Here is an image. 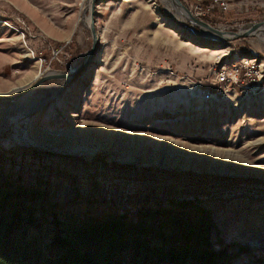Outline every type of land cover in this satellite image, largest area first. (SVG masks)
<instances>
[{
    "label": "rangeland",
    "instance_id": "obj_1",
    "mask_svg": "<svg viewBox=\"0 0 264 264\" xmlns=\"http://www.w3.org/2000/svg\"><path fill=\"white\" fill-rule=\"evenodd\" d=\"M88 1L0 0V96L20 95L0 100V163L121 211L198 198L236 264H264V32L214 39L171 0H93L99 41L68 78ZM181 1L225 31L264 21V0Z\"/></svg>",
    "mask_w": 264,
    "mask_h": 264
},
{
    "label": "trees",
    "instance_id": "obj_2",
    "mask_svg": "<svg viewBox=\"0 0 264 264\" xmlns=\"http://www.w3.org/2000/svg\"><path fill=\"white\" fill-rule=\"evenodd\" d=\"M0 163V264H236L198 198L132 210ZM239 246V245H238Z\"/></svg>",
    "mask_w": 264,
    "mask_h": 264
},
{
    "label": "water",
    "instance_id": "obj_3",
    "mask_svg": "<svg viewBox=\"0 0 264 264\" xmlns=\"http://www.w3.org/2000/svg\"><path fill=\"white\" fill-rule=\"evenodd\" d=\"M174 3L176 4L177 7H183L186 9V11L188 12V21L192 23L193 26H198L201 29L203 28H210L211 30L215 31L216 33H218L219 35H221V39H227V40H231V39H237V38H241V37H247L250 35H254L257 34L260 30L264 29L262 28L264 25V21L263 22H254L252 23L250 26H248L246 29H240L237 31H225L223 29H219L213 25H211L210 23L196 17L185 5L181 0H173ZM93 7H94V1L92 0V10H91V32H92V36H93V45L92 48L90 50V52L88 53L87 57L85 58V60H83L81 62V64L79 65V67H77L75 70L73 71H69L66 72L64 76L66 77H72L77 71L78 69H80L82 66H84L92 57V55L94 54V51L97 47L98 41H99V37H98V33L96 31L95 28V24H94V19H93ZM202 31V30H201ZM201 31H198L199 33ZM201 34V33H200ZM204 35V34H201ZM206 36V35H204ZM209 37V36H208ZM212 38V37H211ZM215 39V38H214ZM20 95H16V96H0V100H14L19 98Z\"/></svg>",
    "mask_w": 264,
    "mask_h": 264
},
{
    "label": "bare ground",
    "instance_id": "obj_4",
    "mask_svg": "<svg viewBox=\"0 0 264 264\" xmlns=\"http://www.w3.org/2000/svg\"><path fill=\"white\" fill-rule=\"evenodd\" d=\"M171 2L174 4V6H175V8H177L181 13H183L185 16H186V18L188 19V12L186 11V9L185 8H183V7H177L176 6V4L174 3V1L173 0H171ZM82 7L84 8V10L86 11L87 9H89L90 8V12H91V10H92V0H89L88 2H87V4L86 3H83V5H82ZM170 7V6H169ZM86 16L84 17V21H86ZM91 13H90V16H89V18H88V21H89V24H90V27H91ZM218 28V27H217ZM247 27H243L242 28V30L243 29H246ZM262 28H264V25H263V27ZM220 29V28H219ZM202 32H209L211 35H214L213 37L214 38H216V39H221V35H219L218 33H216L215 31H213V30H211L210 28H203L202 29ZM262 32H264V29H262V30H260L257 34L259 35L260 33H262ZM37 84V83H36ZM211 96V94H207V98H209Z\"/></svg>",
    "mask_w": 264,
    "mask_h": 264
},
{
    "label": "built area",
    "instance_id": "obj_5",
    "mask_svg": "<svg viewBox=\"0 0 264 264\" xmlns=\"http://www.w3.org/2000/svg\"><path fill=\"white\" fill-rule=\"evenodd\" d=\"M227 80V77H226V75H225V72H220V74H219V76H218V81L219 82H224V81H226ZM206 93H208V92H206ZM206 93H204V95H206Z\"/></svg>",
    "mask_w": 264,
    "mask_h": 264
}]
</instances>
